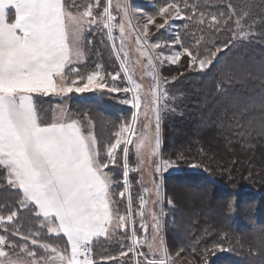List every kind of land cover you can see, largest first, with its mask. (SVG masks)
Listing matches in <instances>:
<instances>
[{"label": "snow or ice", "instance_id": "snow-or-ice-1", "mask_svg": "<svg viewBox=\"0 0 264 264\" xmlns=\"http://www.w3.org/2000/svg\"><path fill=\"white\" fill-rule=\"evenodd\" d=\"M264 3V0H262ZM109 5L97 16L94 7H99V0L81 6L77 0H0V169L6 172L4 177L9 189L17 190L19 205L31 208L36 218L40 219L41 228L48 233H55L65 238V247L41 242L39 232H29L24 235L19 228L13 235H21L24 243L17 245L9 240L7 235L0 234V264H21L19 260H12L4 247L11 245L13 249L19 247L29 257H33L32 264H38L36 253L29 249L28 241L44 249L45 254L39 257L43 264H96L93 258V244L100 238H112L119 230L127 229L132 223V244L127 250H121L119 257L123 258L133 253L143 256L146 264H170L167 249L163 241L157 244L160 223L157 214L152 212L153 236L148 242V248L153 258L149 259L144 253L137 251L138 237L134 226L132 211L133 200L127 196V210L125 214L114 213L113 178L108 171L109 164H116L123 159L124 190L119 192L125 197L129 191V144H134L137 156L143 158L144 150L151 149L156 154L160 146V101L167 98L166 91L160 90V80L155 72L154 59L163 54L153 56L152 50L161 48V43H148L149 25H155L157 31L165 29L171 20L180 19L195 21L198 25L206 22L215 31L221 30V25L235 24L232 40L251 39L255 35L253 27L255 21L247 25L245 30V12L236 16L231 3L228 8L230 14H207L199 10L197 4H190L189 0H164L158 11L149 15L143 26V33L136 32L138 51L148 61L154 84L150 89L152 103L144 102L142 85L137 83L131 75L127 62L128 53L125 50V39L128 33L124 23H113L115 17ZM191 9V15L186 11ZM124 17L129 16L127 3L122 7ZM10 13L14 16L10 18ZM162 19L156 23V17ZM233 16L235 19L233 20ZM264 20V18H262ZM97 23L107 29L108 39L112 41L113 54L120 61L121 70L127 77L128 86L117 87L113 83L109 86L97 65L96 71L81 75L75 66L84 56L82 47L83 33L86 27ZM131 22L129 21V24ZM119 27L120 45L115 43L113 29ZM184 27L187 29L188 25ZM264 28V23L261 24ZM135 31V29H131ZM143 36V38H141ZM203 36L194 40V46H186L179 35L172 44L179 45L180 50L174 54L163 56L161 63L177 64L182 57L188 58L187 68H198L201 71L214 66L218 54L228 49L232 40L223 45L213 44L208 47L202 45ZM224 79L237 81L244 85L249 79L264 81V66L259 74L226 64L221 70ZM115 82L119 73L109 74ZM222 89V85H218ZM107 89L114 93H131V98L123 102L131 104L136 111L131 121L120 126L114 134V142L101 145L95 135L91 120L87 130L84 124L73 119L63 108H57L50 122H42L34 101V94L48 96H67L69 93H84L95 89ZM231 104L238 107L240 101L233 99ZM264 104V100H261ZM143 106V112L141 108ZM249 110L248 108L243 109ZM152 113L155 120V130L151 131ZM141 116L147 121L142 124V131L137 132V123ZM261 135H264V119L259 122ZM136 135L134 142L131 137ZM154 140V144H153ZM121 145H124L121 148ZM119 150V151H118ZM104 155H101V152ZM168 165L167 161L163 162ZM159 170V169H158ZM147 191V190H146ZM159 199V190L157 189ZM157 201H153L156 203ZM148 201L140 197L139 212L141 228L147 231L143 221ZM231 207V206H230ZM17 211H9L7 216L0 215V227L6 222H14ZM147 239V238H145ZM261 247L264 248V231L260 237ZM221 248V245H216ZM70 249V251H69ZM157 253L160 254L156 258ZM179 255V253H177ZM102 260H116V256H102ZM135 264H141L139 259Z\"/></svg>", "mask_w": 264, "mask_h": 264}, {"label": "trees", "instance_id": "trees-1", "mask_svg": "<svg viewBox=\"0 0 264 264\" xmlns=\"http://www.w3.org/2000/svg\"><path fill=\"white\" fill-rule=\"evenodd\" d=\"M77 2L84 6L95 3V0ZM104 2L99 0V7L94 9L95 15L103 12ZM189 2L197 4L206 16L209 13L217 16L220 13L230 14L228 4L231 3L236 16L248 13L244 18L245 29L255 21V35L251 39L232 40L236 30L232 22L221 25V30L215 31L207 22L198 25L195 21L173 20L186 46H194V40L201 36L204 38L202 45L208 47L223 45L229 40H232V44L219 53V63L214 62L213 67L203 71H187V57H182L177 64L169 63L160 69L162 79L171 80L172 85L179 84L176 91L181 96L180 104L174 103L172 109L162 112V155L181 164L195 162L206 169V173L184 169L163 174L164 194L170 200V206H165L164 214L166 249L179 259L177 262L171 261L172 264H203L207 260L209 264H264V248L260 243L261 232L264 231V135L259 134V122L264 119V104H261V100H264V81L249 79L244 85L237 81L229 82L221 71L226 64H234L259 74L264 66V28L261 27L264 23V3L262 0ZM163 3L164 0H145L139 5L151 13L158 11ZM122 6L123 0H117L112 12L120 15ZM186 11L192 14L190 8ZM12 16L14 13H10V18ZM185 24L188 25L187 29ZM93 37L96 38V35ZM85 50L87 58L83 65H76L84 72L96 66L101 58L94 49L90 50L89 47V54L87 47ZM218 85H222V89ZM119 94L105 89L73 94L69 99L70 108L86 130L87 116L95 114L94 133L101 145L112 140L113 128L122 118L129 117L130 106L116 99ZM51 96L36 95L35 103L40 115L44 110L42 100L50 107L56 104ZM234 98L240 101L236 108L231 104ZM48 108L45 109L49 111ZM245 108L249 110L244 111ZM50 112L44 113V116H49ZM101 155H104L103 151ZM106 170L113 178L114 212L125 214V197L119 196L123 190L121 160L118 159L114 165L109 164ZM3 173L4 170L0 169V213L7 216L9 211H17V217L14 222H6L0 227V234L7 235L10 241L19 245L24 241L21 235H13L16 228L24 235L29 232L43 234V228L34 213L20 207L17 190L7 187ZM38 238L43 241L44 235ZM124 238V244H121L119 230L110 239L102 237L97 240L93 244L96 264H135L133 253L119 257V252L122 249L126 251L131 245L129 227ZM28 245L36 253V259L45 254L44 249L32 245L30 240ZM216 245H221L223 250ZM100 250L103 253L100 254ZM4 251L9 256L33 258L21 252L19 247L13 249L11 245L5 246ZM140 251L147 255L144 247ZM102 256H116L117 259L102 260ZM137 259L141 264H146L144 257L136 256Z\"/></svg>", "mask_w": 264, "mask_h": 264}, {"label": "rangeland", "instance_id": "rangeland-1", "mask_svg": "<svg viewBox=\"0 0 264 264\" xmlns=\"http://www.w3.org/2000/svg\"><path fill=\"white\" fill-rule=\"evenodd\" d=\"M145 0H123V5L125 2L127 3L129 7V16L127 18L124 17L123 11L121 10L120 15L117 14V12L113 13L112 12V6L114 4V7L117 6V0H111L110 4V11L112 15L115 17V20L113 21L114 24L119 25L120 23H124L125 25V31L128 33L127 38L125 39V50L128 53L127 57V62L129 65V69L131 71L132 78L139 84L142 85V95L144 96V102L148 105H151L152 103V96L150 94V89L152 85L154 84L153 77L151 74V69L147 67L148 61L146 57H142L140 55V52L138 51V48L140 47L136 43V32H140L141 34L143 33V26L145 22L148 19L149 15H153L156 12H147L144 10L139 3L144 2ZM149 1V0H148ZM109 5V0H105L104 2V7ZM123 7V6H122ZM96 9V7H94ZM93 9V12H95ZM104 9V8H103ZM103 11V10H102ZM100 11V12H102ZM98 13V11H97ZM99 16V15H98ZM208 17V16H206ZM208 19V18H207ZM206 19V20H207ZM178 20V19H176ZM129 21L131 22L129 24ZM162 19L157 16L156 17V23H161ZM131 29H135V31H132ZM247 30V29H245ZM179 33V28L176 23H174L173 20L170 21V25L166 27L165 29H161L157 31L155 28V25H149V31H148V43H161V48L152 50V54L154 57H156L158 54H163L160 56L159 59H154L155 63V72L158 74L159 80H160V90L161 91H166L167 93V98H162L160 101V116L162 117V112L163 110L166 112L168 108L172 109V105L175 103L176 105L180 104L179 102L181 101L180 97L177 95V89L179 84H170L171 80H165L161 78L160 74V69L162 66H165L166 64H169V62H163L161 63V60L163 59V56H168L174 54L175 51L180 50L179 45L172 44V41L176 38V36ZM159 34V35H158ZM96 35V38L93 36ZM120 31L119 27H115L113 29V36L116 38L115 43L117 46L120 45ZM158 35V36H157ZM143 38V36L141 37ZM213 39V38H212ZM112 41L108 39L107 36V29L103 28L102 24L97 23L95 25H92L90 28L86 27L85 31L83 33V40H82V47L84 51V56L81 59L80 62L77 64L83 65L84 60L87 58V51L85 50V47L88 49V54H89V47L90 50L94 49L97 53V55L101 56L100 61L97 65H100L101 68L99 69L101 71V74L105 77V82L109 84V86H112L113 83L117 87H126L128 86L127 83V77L125 73L121 70L120 67V61L117 60L116 56L113 54L112 50ZM95 46L99 52L93 47ZM219 56V54H218ZM75 64V66L77 65ZM96 66L91 67L90 70H86L85 72L83 70H79L81 75H87L90 72L96 71L97 68ZM187 71L189 72H194V71H201L198 68L195 69H189L187 68ZM121 73V79L118 78L115 82L111 80V76L109 74H116ZM122 82H121V81ZM121 83V84H120ZM106 89V88H105ZM105 89H95L92 91H104ZM107 90V89H106ZM69 93L67 96H56L55 94H52L51 99L56 100V104H52L51 107L48 104H45L44 101L42 100V106H44V110L42 111V114L40 116V119L42 122H50L55 114V110L57 108H63L68 115H70L73 119L76 118V114L73 112V110L70 108V102L69 99L73 94L81 95L88 93ZM197 93V92H196ZM187 95V94H186ZM131 98V93H123L120 92L119 96L116 98L119 100L121 103H124L123 101L126 99ZM188 98H191V96H188ZM127 104V103H125ZM130 106V114L129 117L122 118L119 122L116 128H113V131L111 134H115L116 131L119 130L120 126L124 123H128L131 121V116L132 114L136 111L132 107L131 104ZM49 107V111L46 110L45 108ZM143 106L141 108V111L143 112ZM51 111V112H50ZM50 112V115L47 117L44 116V113ZM150 116H152V113H149ZM87 120H91L92 124L95 125L97 120V117H95L94 113H91V116H87ZM87 121V124H88ZM147 123V121L144 119L143 116H141L140 122L137 123V132L139 133L142 131V124ZM155 130V120L154 116H152V125H151V131L154 132ZM94 131V128H93ZM103 133V131H101ZM131 139L135 142L136 141V135H133ZM111 142H114V138L110 140ZM109 141V142H110ZM154 144V140H153ZM162 131H161V122H160V146L159 149L157 150L156 154L153 155L151 152L150 148H147L144 150V155L143 158H139L136 153V149L134 144H129V168H128V181H129V191L125 194V203H126V210H127V196L131 195L132 200H133V207L132 211L134 214V226L137 229V237H138V245H137V251L141 252L140 249L143 247L146 249L147 257L149 259L153 258L152 254L149 251L148 248V242L151 241L152 236H153V219H152V212H155L157 214V219L159 220L160 223V229L158 233V238L156 243L159 244L160 240L163 241V247L166 248L165 244V238H164V219H165V212L166 208L165 206L168 205L170 206V200L169 198H166L164 194V188H163V174L166 172H172V171H180L184 169H190V170H195L201 173H206L205 168L202 167L200 164L191 162V163H179L180 161L176 160H171L168 158H165L162 155ZM124 145H121V148ZM122 162V169H123V175H122V183L123 177H124V167H123V159H122V152H121V158ZM167 161L168 165H165L163 162ZM159 169V170H158ZM105 171H108L105 169ZM209 175V174H208ZM6 176V172L4 171L3 177ZM209 188V187H208ZM157 189L159 190V199L157 197ZM204 189L207 190V187L204 186ZM124 190V187H123ZM121 190V191H123ZM147 190V191H146ZM120 191V192H121ZM189 195V194H188ZM144 196V198L148 201L145 209V215L143 217L144 223L147 225V231H145L143 228H141V217L137 214L139 212V204H140V197ZM153 201H157L156 203H153ZM18 204H19V199H18ZM23 208V207H21ZM120 210V208H119ZM27 211H30L31 213H34L31 208L29 207ZM115 213V212H114ZM1 215V213H0ZM35 215V213H34ZM36 217V216H35ZM34 222H36V218H34ZM132 223L129 224V238L131 236V229H132ZM43 234L44 235L43 241L40 240L42 243L47 242L50 244L58 245L59 247H65V238L58 237L55 233H48L46 228H43ZM48 236L52 238H48ZM124 230H120V237L122 238L121 244H124ZM147 238V239H145ZM130 243L132 244V240L130 239ZM39 247L38 245H36ZM223 250V249H222ZM220 250V252L222 251ZM70 251V249H69ZM100 254L103 253L102 250L99 251ZM168 252V251H167ZM158 256V257H157ZM157 258H159L160 254L157 253ZM12 260L16 261L19 260L21 264H32V259H26L22 257H16V256H9ZM143 257V256H141ZM168 257L170 259V264L174 262V260L177 262L179 259L176 258L175 254H169L168 252ZM4 259V258H0ZM36 259V258H35ZM38 261V264H43V262H40L39 259H36ZM172 261V263H171ZM183 262H187L182 260ZM134 262H136V256L134 257ZM203 264H209V261L207 260Z\"/></svg>", "mask_w": 264, "mask_h": 264}, {"label": "crops", "instance_id": "crops-1", "mask_svg": "<svg viewBox=\"0 0 264 264\" xmlns=\"http://www.w3.org/2000/svg\"><path fill=\"white\" fill-rule=\"evenodd\" d=\"M37 94H34V101H35V97H36ZM38 112V111H37ZM39 113V112H38ZM39 115V114H38Z\"/></svg>", "mask_w": 264, "mask_h": 264}, {"label": "built area", "instance_id": "built-area-1", "mask_svg": "<svg viewBox=\"0 0 264 264\" xmlns=\"http://www.w3.org/2000/svg\"><path fill=\"white\" fill-rule=\"evenodd\" d=\"M92 255H93V253H92Z\"/></svg>", "mask_w": 264, "mask_h": 264}]
</instances>
